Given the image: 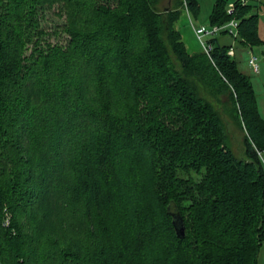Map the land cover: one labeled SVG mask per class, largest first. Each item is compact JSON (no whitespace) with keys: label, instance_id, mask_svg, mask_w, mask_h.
<instances>
[{"label":"trees","instance_id":"16d2710c","mask_svg":"<svg viewBox=\"0 0 264 264\" xmlns=\"http://www.w3.org/2000/svg\"><path fill=\"white\" fill-rule=\"evenodd\" d=\"M59 1L68 40L43 46L38 10ZM233 3L216 0L210 25L234 18L238 44L264 46V0ZM181 13L155 0H0V264H259L264 118L230 46L214 36L209 54L190 51ZM199 86L227 95L237 154Z\"/></svg>","mask_w":264,"mask_h":264},{"label":"rangeland","instance_id":"374dc122","mask_svg":"<svg viewBox=\"0 0 264 264\" xmlns=\"http://www.w3.org/2000/svg\"><path fill=\"white\" fill-rule=\"evenodd\" d=\"M180 1L181 0H155V8L163 13H166L171 9H181L182 13L174 26L181 31L186 46L190 51L199 50L201 45L195 35L194 27L204 26L208 29L211 28L210 15L216 0H197L199 4V11L196 15H192L190 12L186 11L184 3ZM223 1L225 2L224 8L228 11L229 4L233 3L235 0ZM67 10L68 8L65 4L60 1L54 2L52 5L45 6L44 8L38 10L37 20L39 27L45 32L40 38L41 45L44 46L46 43H59L65 45L68 40V35L65 31V27H67L68 24ZM258 15V33L261 38H264V9H259ZM214 36L219 39L220 44L230 46L228 54L234 58L237 69L250 78L256 98L258 112L264 118V46L262 44L253 46V52L258 58L257 62L259 66L258 72H253L248 65L249 53L247 50L249 47H244L238 44V42L235 41L236 39H234L231 35L222 34L220 31ZM214 36H205L204 40H209ZM26 54L27 56L30 54V48L26 51ZM36 86H42V83ZM52 90L53 91L49 96V101L52 100V103L56 104V102H59L63 92L59 91V87H54ZM199 90V94L218 110L222 119L226 123L229 133L232 135L231 142L233 152L237 154L239 152L238 148L241 144L243 132L240 130L235 119L230 113L227 95L214 94L207 87L203 86H199ZM191 174L193 177H198L196 173L192 172ZM53 209V206L50 205V211ZM259 264H264V241L260 247Z\"/></svg>","mask_w":264,"mask_h":264},{"label":"built area","instance_id":"2783aa9c","mask_svg":"<svg viewBox=\"0 0 264 264\" xmlns=\"http://www.w3.org/2000/svg\"><path fill=\"white\" fill-rule=\"evenodd\" d=\"M242 4L249 2V0H240ZM234 9V3L229 4L228 13L232 12ZM221 30H226L229 35L233 38H236L238 35V21L234 18L230 19L228 22L222 25H211V28H206L204 26L194 27L195 35L200 42V45L205 51V53L209 54L210 50L212 49V45L208 42V40H204L205 36H214L217 32ZM258 58L252 52L249 53L248 57V65L250 66L253 72H258L259 66L257 62ZM9 217H6L5 224H8Z\"/></svg>","mask_w":264,"mask_h":264},{"label":"water","instance_id":"95a60500","mask_svg":"<svg viewBox=\"0 0 264 264\" xmlns=\"http://www.w3.org/2000/svg\"><path fill=\"white\" fill-rule=\"evenodd\" d=\"M173 225L175 227V231L179 237L184 236V224L182 221V218L180 217L179 214H173Z\"/></svg>","mask_w":264,"mask_h":264},{"label":"crops","instance_id":"0c3cea01","mask_svg":"<svg viewBox=\"0 0 264 264\" xmlns=\"http://www.w3.org/2000/svg\"><path fill=\"white\" fill-rule=\"evenodd\" d=\"M247 51H248V53L252 52V53L254 54V52H253V48H252V49L249 48ZM254 55H255V54H254Z\"/></svg>","mask_w":264,"mask_h":264}]
</instances>
